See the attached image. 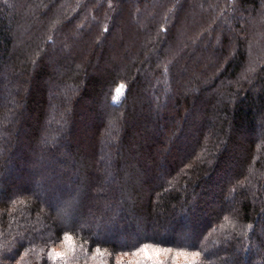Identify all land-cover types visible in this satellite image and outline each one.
<instances>
[{"label": "trees", "instance_id": "16d2710c", "mask_svg": "<svg viewBox=\"0 0 264 264\" xmlns=\"http://www.w3.org/2000/svg\"><path fill=\"white\" fill-rule=\"evenodd\" d=\"M0 264H264V0H0Z\"/></svg>", "mask_w": 264, "mask_h": 264}, {"label": "rangeland", "instance_id": "374dc122", "mask_svg": "<svg viewBox=\"0 0 264 264\" xmlns=\"http://www.w3.org/2000/svg\"><path fill=\"white\" fill-rule=\"evenodd\" d=\"M121 86H123V91H122V93L119 95V97L117 98V89L120 88ZM125 90H126V85H125L124 83H120V84L117 86V88L115 89V94H114V100H115L116 102H119V101L123 98V96H124V94H125Z\"/></svg>", "mask_w": 264, "mask_h": 264}, {"label": "snow or ice", "instance_id": "6c2138e0", "mask_svg": "<svg viewBox=\"0 0 264 264\" xmlns=\"http://www.w3.org/2000/svg\"><path fill=\"white\" fill-rule=\"evenodd\" d=\"M123 91V86H121L120 88L117 89V98L119 97V95L122 93ZM145 253L147 254V249L144 250Z\"/></svg>", "mask_w": 264, "mask_h": 264}]
</instances>
